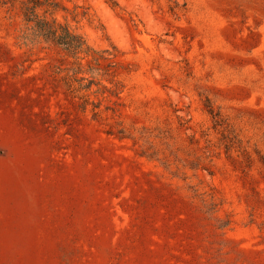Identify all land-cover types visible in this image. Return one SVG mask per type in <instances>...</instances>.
Wrapping results in <instances>:
<instances>
[{
  "label": "rangeland",
  "instance_id": "rangeland-1",
  "mask_svg": "<svg viewBox=\"0 0 264 264\" xmlns=\"http://www.w3.org/2000/svg\"><path fill=\"white\" fill-rule=\"evenodd\" d=\"M30 1L0 0V264H264V0H37L80 73Z\"/></svg>",
  "mask_w": 264,
  "mask_h": 264
},
{
  "label": "trees",
  "instance_id": "trees-1",
  "mask_svg": "<svg viewBox=\"0 0 264 264\" xmlns=\"http://www.w3.org/2000/svg\"><path fill=\"white\" fill-rule=\"evenodd\" d=\"M30 3L32 4L27 6V20L34 22L35 30L40 36L62 46V48L76 60V63H78L77 67L79 69L77 73H80L81 69L84 67L83 61H86V63L90 65L91 61L88 59L89 56H92V60L96 61L97 65L100 64L99 58L102 55L100 54V57H98L96 55L97 52L93 50V48L88 44L87 40L81 34L73 31L68 26V24H63L61 22H57L55 19L50 20L46 16L38 15L36 9L41 4H38L37 0H31ZM107 52L108 55H114L113 52H109L108 50ZM88 71L95 74L98 73V68L93 67L88 69ZM113 82L114 81L111 80V83ZM113 85L116 87V82H114ZM70 87L72 90L77 89L75 86ZM86 87L87 86L80 84L78 86V90L80 92L87 91ZM110 91L115 94L117 93L115 88H111ZM83 95H85V93Z\"/></svg>",
  "mask_w": 264,
  "mask_h": 264
}]
</instances>
